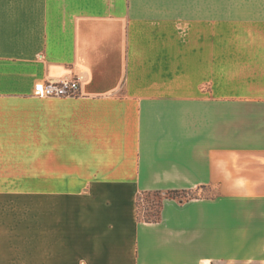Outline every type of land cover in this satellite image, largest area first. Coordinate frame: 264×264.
I'll list each match as a JSON object with an SVG mask.
<instances>
[{
  "label": "crops",
  "instance_id": "obj_1",
  "mask_svg": "<svg viewBox=\"0 0 264 264\" xmlns=\"http://www.w3.org/2000/svg\"><path fill=\"white\" fill-rule=\"evenodd\" d=\"M0 264H264V0H0Z\"/></svg>",
  "mask_w": 264,
  "mask_h": 264
},
{
  "label": "trees",
  "instance_id": "obj_2",
  "mask_svg": "<svg viewBox=\"0 0 264 264\" xmlns=\"http://www.w3.org/2000/svg\"><path fill=\"white\" fill-rule=\"evenodd\" d=\"M203 190H206L204 187H201ZM200 188V189H201ZM196 190H178V189H171V190H147V191H140L136 195V215L137 219L143 220L146 222H154L159 219L160 210L162 207V203L164 199H190L199 197V194ZM142 198L147 199V203L149 204L148 207L144 208V214L146 216L141 215V205L140 201ZM152 216V217H151Z\"/></svg>",
  "mask_w": 264,
  "mask_h": 264
},
{
  "label": "built area",
  "instance_id": "obj_3",
  "mask_svg": "<svg viewBox=\"0 0 264 264\" xmlns=\"http://www.w3.org/2000/svg\"><path fill=\"white\" fill-rule=\"evenodd\" d=\"M42 92L45 96L71 97L79 93V80L77 78H62L57 81H46Z\"/></svg>",
  "mask_w": 264,
  "mask_h": 264
},
{
  "label": "rangeland",
  "instance_id": "obj_4",
  "mask_svg": "<svg viewBox=\"0 0 264 264\" xmlns=\"http://www.w3.org/2000/svg\"><path fill=\"white\" fill-rule=\"evenodd\" d=\"M197 193H199V194H207L208 192H207V190H202V191L197 192ZM140 205H141V208H140L141 209V215L146 216L144 214V208L149 206V204L147 203V199L146 198H142L141 201H140Z\"/></svg>",
  "mask_w": 264,
  "mask_h": 264
}]
</instances>
